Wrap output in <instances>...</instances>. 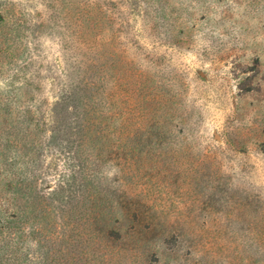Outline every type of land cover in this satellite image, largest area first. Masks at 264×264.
I'll use <instances>...</instances> for the list:
<instances>
[{
    "label": "rangeland",
    "instance_id": "1",
    "mask_svg": "<svg viewBox=\"0 0 264 264\" xmlns=\"http://www.w3.org/2000/svg\"><path fill=\"white\" fill-rule=\"evenodd\" d=\"M0 264H264V0H0Z\"/></svg>",
    "mask_w": 264,
    "mask_h": 264
}]
</instances>
